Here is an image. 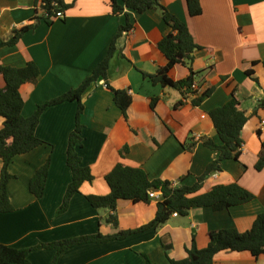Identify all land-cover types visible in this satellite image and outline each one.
I'll use <instances>...</instances> for the list:
<instances>
[{
    "label": "crops",
    "instance_id": "crops-1",
    "mask_svg": "<svg viewBox=\"0 0 264 264\" xmlns=\"http://www.w3.org/2000/svg\"><path fill=\"white\" fill-rule=\"evenodd\" d=\"M64 1L71 5L63 11V18L48 23L34 0H0L1 41L9 40L22 25L35 23L15 44L0 47V65L22 67L34 62L38 66L36 80L19 88L21 113L28 117L38 105L79 86L105 57L119 27L130 25L116 41L106 79L91 83L81 96L82 141L78 153L93 180L80 185L65 212L56 213L71 180L65 159L77 102L47 107L35 129L43 143L14 156L8 166L14 176L7 185L13 210L0 212V243L24 248L97 232L112 234L150 222L159 200L119 199L115 227L106 220L112 211L95 209L86 196L110 191L105 175L117 164L142 168L149 179L192 185L206 165L219 156L218 151L203 145L206 138L219 142L209 112L226 103L233 93L239 109L248 117L240 133L243 144L239 161L222 160L221 170L210 174L197 193L236 181L255 195L252 201L219 211L193 207L186 216L172 215L159 227L123 239L76 244L61 252L55 264H144L142 254L153 264H170L168 258L187 256L193 240L197 248L206 247L210 231L249 229L256 215L264 212V167H254L264 139V110L259 105L264 96V0H199L201 13L193 16L185 0H161L186 24L199 46L193 52L192 68L199 71L194 84L200 92L208 87L213 90L197 105L192 103V94L183 97L179 90L153 84L142 74H152L167 62L157 46L166 32L157 11L125 9L115 14L109 0ZM247 70H252L251 76ZM168 74L179 80L187 76L188 68L175 64ZM4 85L0 75V87ZM108 86L130 94L126 118ZM152 97L158 98L154 109L150 108ZM179 101L182 103L176 105ZM2 125L0 116V128ZM123 147L127 150L121 154ZM47 159L42 196L36 198L29 191V180ZM54 256V249H34L28 259L31 264H51ZM213 264H264V255L222 250L214 256Z\"/></svg>",
    "mask_w": 264,
    "mask_h": 264
},
{
    "label": "trees",
    "instance_id": "trees-1",
    "mask_svg": "<svg viewBox=\"0 0 264 264\" xmlns=\"http://www.w3.org/2000/svg\"><path fill=\"white\" fill-rule=\"evenodd\" d=\"M34 1L41 9L42 18L48 23L51 21L50 17L56 11H64L71 5V3H66L64 0ZM185 1L190 15L201 13L199 0ZM109 3L112 12L115 14L123 13L125 9H132L139 13L147 10L157 11L166 24V32L158 41L157 46L167 58V62L165 65L158 67L152 74L142 72L144 77H147L153 84H160L163 87H172L179 90L183 97H186L187 94H192L194 96L192 103L196 105L212 92L213 87H208L200 92L197 87L192 86L195 76L199 72L194 71L192 68L193 52L199 46L195 43L186 24L172 14L161 3V0H109ZM34 25L35 23L32 22L15 29L9 40H0V47L15 44L22 34L33 28ZM129 28L130 25L128 23L119 27L105 57L96 65L91 74L83 79L79 86L38 105L34 113L28 117L23 116L21 113L23 99L19 88L26 82L36 80L39 75L38 66L34 62H28L22 67L0 65V75L5 82V85L0 87V116L3 117V125L0 128V158L2 160L0 168V212L13 210L8 198L7 185L8 181L14 176L9 173L8 166L14 156L26 153L43 143L42 140L36 137L35 129L41 113L49 106L64 101L77 102L75 125L68 134L65 159L66 165L71 172V180L66 186L56 213L65 212L71 197L78 192L80 185L85 181L93 180L90 168L82 164L78 153V148L81 146L82 141L80 117L83 111V104L81 103V96L91 83L99 78L106 79L108 62L116 49V41L122 32L127 31ZM175 64H181L188 68L186 77L179 80H173L169 77V70ZM252 73V70L246 71L249 76ZM108 88L112 92L115 105L126 118V110L131 102L130 94L125 89H115L111 86H108ZM157 100V97L150 99L151 109H154ZM181 103L182 101H179L176 105ZM259 105L264 110V96L260 100ZM209 115L219 142L216 143L212 139L206 138L203 140V145L218 151L219 156L206 165L204 172L197 177V180L192 185L174 184L169 180L159 178L149 179L142 168L117 164L105 175L110 191L105 195L91 194L86 196L90 205L95 209L106 208L112 211L106 220L116 227L118 219L114 211L119 199H128L132 202H148L150 200L148 192L150 190H159L162 200L157 201L155 216L150 222L135 229L122 230L112 234L97 232L93 235L39 243L24 248H16L0 243V264H31L28 255L34 249H54L55 256L51 264H55L61 252L76 244L123 239L132 233L161 226L170 219L173 213L186 216L193 207L207 206L219 211L252 201L255 195L236 181L227 184H215L210 190L197 193L204 180L210 174L221 170L220 162L222 160L233 159L239 161L243 144L240 133L248 120L244 111L239 109V100L234 96V93L222 106L212 109ZM256 133L260 135L259 130ZM126 150L127 147H123L120 153L123 154ZM254 167L256 170H261L264 167V139L260 143V150ZM47 168L48 159L34 172L29 180V191L36 198L42 196ZM241 168L245 169V165L241 164ZM208 238V243L204 248H197L193 240L192 245L187 249V256L182 259L168 258L170 264H213L214 256L222 250L248 251L254 257L264 255V212L256 215L251 227L246 231L240 232L236 228L218 229L210 231ZM142 256L144 257V264H153L145 254H142Z\"/></svg>",
    "mask_w": 264,
    "mask_h": 264
},
{
    "label": "built area",
    "instance_id": "built-area-1",
    "mask_svg": "<svg viewBox=\"0 0 264 264\" xmlns=\"http://www.w3.org/2000/svg\"><path fill=\"white\" fill-rule=\"evenodd\" d=\"M50 18L51 19L63 18V11H61V10L56 11L55 14L53 16H51ZM192 86L195 87V84H193ZM174 184H176V183H174ZM148 197L151 199L154 198V199L159 200V201L162 200L161 192L159 190H150L148 192ZM172 215L176 216L177 213H173Z\"/></svg>",
    "mask_w": 264,
    "mask_h": 264
}]
</instances>
